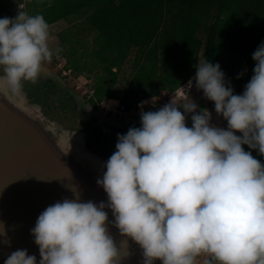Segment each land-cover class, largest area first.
Listing matches in <instances>:
<instances>
[{"label": "clouds", "instance_id": "9594fccd", "mask_svg": "<svg viewBox=\"0 0 264 264\" xmlns=\"http://www.w3.org/2000/svg\"><path fill=\"white\" fill-rule=\"evenodd\" d=\"M51 39L42 13L17 9L0 17V94L18 97L25 81H37L61 51ZM252 59L241 94L219 63L205 58L183 87L182 103L172 97L145 111L142 101L140 126L117 134L97 178L107 201L82 200L73 188V198L38 215L30 229L38 264H121L129 238L142 249V264H264V163L243 147L264 156V41ZM193 81L227 128L213 126L207 108L197 110L188 94ZM109 225L123 237L119 247ZM0 234H6L2 222ZM4 264H37V258L18 248Z\"/></svg>", "mask_w": 264, "mask_h": 264}, {"label": "trees", "instance_id": "16d2710c", "mask_svg": "<svg viewBox=\"0 0 264 264\" xmlns=\"http://www.w3.org/2000/svg\"><path fill=\"white\" fill-rule=\"evenodd\" d=\"M26 11L42 13L49 25L76 22L59 33L65 68L74 76L102 71L91 102L119 99L127 112L140 97L181 88L202 50L241 94L252 53L264 41V0H28ZM131 54L133 76L120 99L115 85ZM233 55L237 62L226 65ZM243 147L264 163L257 150Z\"/></svg>", "mask_w": 264, "mask_h": 264}, {"label": "water", "instance_id": "95a60500", "mask_svg": "<svg viewBox=\"0 0 264 264\" xmlns=\"http://www.w3.org/2000/svg\"><path fill=\"white\" fill-rule=\"evenodd\" d=\"M29 102L23 90L18 97L0 94V222L6 233L0 234V264L18 248L35 254L38 264L39 250L30 229L48 205L73 198V188L82 200L107 201L96 183L106 159L87 148L81 130L56 125ZM203 104L211 112L212 125L227 128L213 102ZM106 211L111 221L112 213ZM109 231L119 247L123 237L118 229L109 225ZM128 251L121 264H142V249L130 238Z\"/></svg>", "mask_w": 264, "mask_h": 264}, {"label": "rangeland", "instance_id": "374dc122", "mask_svg": "<svg viewBox=\"0 0 264 264\" xmlns=\"http://www.w3.org/2000/svg\"><path fill=\"white\" fill-rule=\"evenodd\" d=\"M18 4H19L18 0H0V17L15 16L17 9L21 10ZM74 23L76 22L70 23L65 20H61L57 23L50 25V32L52 36V39L50 40V46L53 48L59 47L61 49L62 47L59 41V33H61L65 29H68L70 25H73ZM237 59L238 57L233 55L232 58H230V60L226 61V65L229 66L233 64L234 62H237ZM133 60H134V54H131L129 61L127 62L126 65H124L123 72L122 74H120L119 80L117 84L115 85L116 89H122V92L119 95L120 99L124 96L125 90L128 85V81L133 76V72H132ZM201 60H204L203 50L199 54L198 61H201ZM59 64H66V59L64 58L62 50L60 51L59 55H54L51 61L45 63L44 70L42 71V73L40 74V76L38 77L35 83L31 81L24 82L23 88L26 89L27 92L28 90H30L31 95L35 98L32 100L28 93L27 97L29 98V101H30L29 103L33 104L38 110L41 111L42 115L46 119L55 123L56 125L61 126L64 129L81 130L84 133V140H85L87 148L91 152L101 155L102 157L103 155L100 154V152L91 150V148H89L88 138H91L92 142H97L96 143L97 148L95 147L96 150H100L102 149V147H104L103 148L104 152L108 153L107 155L109 156L115 151V144L117 141L114 142V145L112 148H108V147L105 148V144L106 143L108 144V142L105 141L103 143L102 140L100 139L98 140L96 138V132H94V135H92L93 137H91L89 134H86V131L84 130L86 129V127L81 128L80 126L85 121L84 117L86 115L92 116L94 114L98 116L99 118H97V120H99L100 122H98L97 125H100V123L103 120L105 121V119L107 121V118L109 117V115H107L108 113L114 114V116H112L113 118L110 117L111 119H115V120L117 119L118 122L120 123H126L130 119H133L134 117L135 118L140 117L141 109L139 105L142 101H147V103L144 105L145 111H148V110L154 111L158 107H161L165 103L169 102V100L172 97L177 103H182L185 99H187V97L185 96L184 89L180 90L179 88L174 93L166 94L165 92H161V94L156 97H140L139 102L134 105L133 110L131 112H127L125 110L122 113L120 111V108L117 106V104L119 103L118 101H120L119 99L115 100V99L105 98L103 102H96V105H94L91 102L92 98L94 97V94L93 95L91 94L92 93L91 91L94 90V82H95L94 79H96V75H101L102 71L97 72L96 74H92V75H87L83 73L82 75H79V76H74V74H72V76H63L62 70ZM62 66L65 67V65H62ZM195 71L192 74L191 78L195 76ZM86 81H89V82L87 84H84ZM24 89L23 91L26 92ZM233 90H234V93L237 94V90L235 88H233ZM63 91L65 93H70L75 96L76 98L75 100L77 101L75 109L72 108V109H67L65 111L64 104L61 101H59L60 99H58V95L60 93H63ZM181 92L183 93L181 98H177V94ZM242 92L243 90L241 91V93ZM188 94L197 103L198 105L197 110H199L200 108H203V105H204L203 103L205 101H210L203 96L202 90H198L195 87V82L193 83V87L188 90ZM67 96H69V94ZM120 105L124 106L121 102H120ZM49 107L51 108V110L48 113L53 114L55 112L54 113L55 115L53 116V118L61 120L63 123H65L66 126L57 121H53L47 116L46 113L44 114L46 108H49ZM69 110H71L72 113ZM64 114L66 115L67 118L72 116V119L65 120L64 118H61L60 116L65 117ZM186 123L189 126H191V114H188V116L186 117ZM132 125L138 127L137 124H132ZM105 159L107 160L108 157L106 156Z\"/></svg>", "mask_w": 264, "mask_h": 264}, {"label": "flooded vegetation", "instance_id": "af4514ba", "mask_svg": "<svg viewBox=\"0 0 264 264\" xmlns=\"http://www.w3.org/2000/svg\"><path fill=\"white\" fill-rule=\"evenodd\" d=\"M17 2V1H16ZM18 3H19V0H18ZM19 5V4H18ZM20 7V6H19ZM21 10H26L27 9V3L25 4V7L24 8H20ZM24 89V88H23ZM25 91H26V89H24ZM27 92V91H26ZM29 93V96H30V98L33 100V99H35L32 95H31V91L30 90H28V92H27V94ZM69 94V96L71 97H69V96H67ZM58 99H60L59 101H61L63 104H64V108H65V111L67 110V109H72V108H74L75 109V107H76V103H77V101L75 100L76 98H75V96L74 95H72V94H70V93H65L64 91H63V93H60L59 95H58ZM57 99V100H58ZM90 99V98H89ZM36 103H37V101H36ZM44 109V108H43ZM50 110H51V108L49 107V108H46V110H45V112H44V114L46 113L47 114V116L50 118V119H52L53 121H57V122H59V123H61V124H64L65 125V123H63L61 120H59V119H55V118H53V116L55 115L54 113L53 114H50V113H48V112H50ZM90 110V109H89ZM71 113H72V111L71 110H69ZM89 112H91V111H89ZM61 114V113H60ZM65 115V114H64ZM107 115H109V117L107 118V121H106V119H105V121L103 120L101 123H100V125H97V123L98 122H100L99 120H97V118H99L98 116H96V115H92V116H90V115H86L84 118H85V121L80 125L81 126V128H83V127H86V129H84L85 131H86V134H89L91 137H93L92 135H94V132H96V138L99 140H102L103 141V143L105 142V141H107L108 142V144L106 143L105 144V148L106 147H108V148H112L113 147V145H114V142H116L117 141V134L118 133H120V134H123V133H126V131L128 130V128L129 127H132V126H134V125H132V124H137L138 125V127L140 126V119H139V117H134L133 119H130L128 122H126V123H120V122H118V120L116 119H111L110 117H112V116H114V114H111V113H108ZM61 118H64L65 120L66 119H72V116L71 117H69V118H67L66 117V115H65V117H62V116H60ZM113 118V117H112ZM131 124V125H130ZM95 125H96V127H95ZM66 126V125H65ZM72 128V127H71ZM89 128H91V129H89ZM96 143L97 142H92L91 141V138H88V146H89V148H91V150H94V151H98V152H100V154H102L103 155V157H105L106 158V156L107 157H109V155H107L108 153H106V152H104V150H103V148L104 147H102V149H100V150H96L95 149V147L97 148V146H96ZM102 143V144H103Z\"/></svg>", "mask_w": 264, "mask_h": 264}, {"label": "built area", "instance_id": "2783aa9c", "mask_svg": "<svg viewBox=\"0 0 264 264\" xmlns=\"http://www.w3.org/2000/svg\"><path fill=\"white\" fill-rule=\"evenodd\" d=\"M19 1H20V3H19L20 8H24L25 4L27 3L28 0H19ZM59 65H60V68L62 70L63 76H72V74H73L72 70L71 69H67L64 66H62V65H66V64H59ZM88 82L89 81H86L84 84H87ZM187 82L180 88V90L183 89V87L187 84ZM193 83H194V81H193ZM91 92H92L91 94L93 95V90ZM182 94H183L182 92L177 94V98H181ZM118 102L119 103L117 104V106L120 108V111L123 113L125 111V108H124V106L120 105V101H118Z\"/></svg>", "mask_w": 264, "mask_h": 264}]
</instances>
